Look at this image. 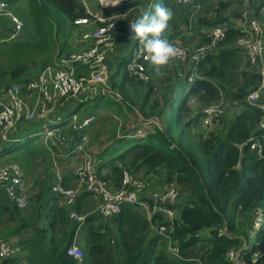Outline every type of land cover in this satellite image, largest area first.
Returning a JSON list of instances; mask_svg holds the SVG:
<instances>
[{"label":"trees","instance_id":"trees-1","mask_svg":"<svg viewBox=\"0 0 264 264\" xmlns=\"http://www.w3.org/2000/svg\"><path fill=\"white\" fill-rule=\"evenodd\" d=\"M28 1L36 39L1 41L0 88L15 83L24 86L38 74L37 66L42 69L72 53L70 42L77 28L75 22L88 17L77 0ZM169 8L174 13L180 12L170 5ZM6 21H0L5 33L10 31L9 21L8 24ZM237 35V30L228 31L229 40ZM241 66L252 70L240 71ZM198 73L201 79L191 85L178 108L176 122L182 127V136L175 139L167 124L166 129L159 126L153 133L139 136L123 154L101 167L106 170L103 180L115 190L122 186L124 170L134 175L143 173L157 177L165 186L176 184L181 197L186 193L189 199L174 223H166L159 214L150 220L145 210L128 205L114 220L118 235L113 236L109 225L99 223V216L89 214L82 225L86 246L79 261L67 254L68 248L74 245L79 224L70 220L60 205L61 198L51 194L50 187L41 188L32 199L30 211L41 203L40 210L34 212L37 215L33 223L27 224L28 220L24 224L23 220L20 227L7 232L17 236L25 227L33 226V235L22 239L26 251L23 260L8 259L1 264H232L228 260L229 252L248 245L249 236L254 233L255 211L259 207L264 209V131L259 129L262 112L246 102L248 94L258 85L259 76L246 57L235 49L210 55L199 64ZM125 80L141 85L128 73ZM153 81L148 85L149 92L142 106L144 117L160 119L164 113L166 120L174 112V106L172 103L166 114L164 101L172 94L170 98L175 102L177 92L170 86V80L168 83L166 79ZM153 93L160 96L152 106L149 104ZM224 97L238 103L242 112L226 129L203 132L199 127L201 109ZM191 99L203 106L197 113L187 108ZM131 104L127 107H136ZM254 144L257 147L252 149ZM65 181L67 185V179ZM87 196L80 198L76 207L78 214H82L80 205ZM3 208L2 216L4 213L14 217L19 212L10 206ZM9 220L14 221L12 217ZM101 220L105 221L102 217ZM161 225L168 227L165 237L153 233V226ZM256 236V243L243 251L246 264H264V225ZM170 241L179 250L177 256L169 250Z\"/></svg>","mask_w":264,"mask_h":264},{"label":"built area","instance_id":"built-area-1","mask_svg":"<svg viewBox=\"0 0 264 264\" xmlns=\"http://www.w3.org/2000/svg\"><path fill=\"white\" fill-rule=\"evenodd\" d=\"M94 1V0H93ZM138 0H120L117 4L115 0H96L98 12H92L91 0H77L85 9L88 17L78 19L75 24L84 43L88 47L70 53L53 60L43 67L40 72L22 86L17 83L0 88V141L10 143L17 141L15 132L25 133L23 124L29 125L40 120L49 121L51 109L49 105H63L64 102L72 98L85 97V93L90 92L101 85L106 86L108 80L107 59L116 50L117 37L121 23H125V33L127 36L135 37L129 28V23L134 22L130 15L133 7L127 12H117L125 5L132 6ZM176 6L188 8H199L202 2H214L213 11L207 20L216 15L219 9L218 1L232 3L234 0H165ZM241 8L230 18L224 17L221 22L214 25L201 40L193 44H178L181 52L178 58L170 61L168 65L174 63L184 65L189 68L187 80L189 84H194L201 79L198 73V66L210 55L221 50L235 49L240 51L251 68L259 76L258 85L247 96L246 102L251 106H256L262 112L259 129L264 131V0L257 1V8L253 7L256 0H238ZM106 12V13H105ZM7 19L11 25V30L7 35L8 39L3 41L16 40L24 31L25 21L10 9L9 0H0V21ZM236 21V22H235ZM235 22V24H234ZM237 30L235 39H228V31ZM229 40V41H228ZM143 46L139 43L131 52L127 60L126 67L130 77L140 84L153 82L154 77L149 71L150 61L146 59ZM167 65V66H168ZM87 76L82 77V73ZM158 81V78L154 79ZM158 88L159 85L157 86ZM107 89V88H106ZM157 91V89H156ZM227 113L223 101L212 103L201 109V124L204 129H210L225 117ZM144 118V117H143ZM96 116L82 118L79 114L73 113L68 118L71 135L66 136L60 131L59 123L61 117L55 121V126L45 131V148L53 159V168L56 170L55 182L50 186L51 194L61 198L60 205L67 211L70 220L82 226L86 220L85 216L77 213L76 207L80 198L87 194L99 200L97 211L105 221H114L120 215L124 206H144L148 210L149 219L159 214L166 223H174L180 216L181 191L176 184L167 186L165 190H156L147 193L149 183L146 179L138 178L131 172L124 170L122 175V186L118 190L111 189L103 180L100 173V163L93 154L101 152L98 149L89 148L90 135L88 128L96 121ZM148 121L146 122L147 125ZM140 136L144 131H138ZM79 138L80 142L72 152L83 153L80 162L75 165L73 178L74 186L63 184L64 176L62 169L58 166L57 152L70 150L71 142ZM257 144L252 146L255 149ZM25 171L21 164L15 161H7L0 164V192L6 197L9 206L19 212H26L32 207L31 187L25 178ZM0 200V210L3 208ZM253 232H259L264 225V209H256ZM156 233L161 236L168 234V227L165 225L154 227ZM169 238V236H167ZM247 244L228 254V260L232 264H246L243 251L247 250ZM170 252L177 256L179 250L169 243ZM26 251L22 246V239L14 237L0 240V264L8 259H22ZM67 254L79 261L83 258V252L74 243L67 250Z\"/></svg>","mask_w":264,"mask_h":264},{"label":"rangeland","instance_id":"rangeland-1","mask_svg":"<svg viewBox=\"0 0 264 264\" xmlns=\"http://www.w3.org/2000/svg\"><path fill=\"white\" fill-rule=\"evenodd\" d=\"M10 2V9L13 11L14 14L20 16L23 20L26 22V27L22 34L13 41L8 42H18V41H24V42H32L33 37L35 36V32H33V26L31 25V21L29 19V6L30 2L28 0H9ZM94 3L97 6L96 0H94ZM154 3H161L162 6H166L169 8V5L166 3L165 0H155ZM152 3V4H154ZM138 2H135L130 5H125L122 9H117V12L119 11H127L131 7H135ZM229 7V5H223L222 11H226V9ZM148 9L146 8V11ZM96 9H92V12H98ZM131 16H133V11L130 13ZM203 18H199L200 21H202ZM11 30V26H9ZM8 28V29H9ZM10 32V31H9ZM9 32H4L3 28L0 25V44L1 41L4 39H8L7 35ZM135 43L131 44L130 51H134L136 48V41H133ZM73 52V51H72ZM131 54V53H130ZM128 54V56H130ZM42 66H37L35 72H39ZM112 70L114 72V76L112 80L109 82L111 84V87H115L114 92L123 94V96L128 99L131 103L136 105L133 109L129 107H120L116 104L117 97L113 96L111 98L106 99H99V100H89L85 97H79V98H72L69 101V105L74 106L73 113L79 114L82 118L90 117V116H96V125L94 127V135H96V139L93 142V147L98 150H103L105 148L106 143L109 141V146L107 147L108 150L102 154V157L106 160V162H112L116 157L123 154L132 144L137 142V138L140 136L138 131H144V135L147 136L150 133V130L153 129V122H148L149 125L146 124L147 119L144 117L145 114L142 110V106L145 102V93L144 88L145 86H141L139 84H136L134 82H131L129 80H125V76L128 73L126 63H124V55L121 53L119 57L116 59L115 62L111 63ZM189 70L188 67H186L185 72ZM250 71L252 69H247L246 66H241L240 71ZM163 81H165V78H162ZM166 82H169V79H166ZM170 86H173L170 84ZM169 86V87H170ZM190 84L187 81H183V83L180 85L179 89L176 90L177 97L175 98V102L172 101L173 98H168V101H164V111L166 114L169 113L171 104L174 106V112L170 114L167 119L165 120V117L163 114L160 117V122L163 127V129H166V124L171 129L173 136L175 139L179 138L183 135L182 127L176 122L177 119V112L178 108L184 99L185 95L188 93L190 89ZM168 87V88H169ZM161 88V86H160ZM171 88V87H170ZM106 94V92H105ZM98 95L101 94V90H98ZM94 100V101H93ZM223 101L226 110L230 112V114L224 117V119H221L216 126L213 128L207 129V131L210 132H220L223 129H226L225 127L230 123L227 120L233 118V116L236 115V113L240 110V106L238 103H234L230 100H228L226 97H224ZM154 102L150 98V104L154 105ZM103 108H116V112L120 115L122 119V123L112 120L110 117L102 116L101 120H99V113L103 114L105 109ZM203 106L200 105V103L196 99H191L188 101L187 108L191 109L193 113H197L198 110H200ZM66 109V111H65ZM61 111L60 117L62 120H67L70 115L72 114L71 110L69 108H65ZM113 110V109H112ZM155 113H158L159 110H154ZM55 114V113H54ZM58 117V116H57ZM144 117V118H143ZM64 118V119H63ZM227 118V119H226ZM158 119V118H157ZM106 120V121H105ZM43 120H40L38 122L33 123L34 126L38 125V123L42 122ZM49 125H40L39 128L30 130H26V136L25 139V145L18 148L16 153V158L14 161H18L24 166H26V169L29 173V181L32 185V190L35 193L40 192L41 188L47 189L50 187L51 183L53 182V176L50 173L53 169V159L50 158L48 152H45V130L49 129L50 127L55 126V121H57V118L55 120H49ZM98 121V122H97ZM186 120H184L185 122ZM32 126V128L34 127ZM98 126V127H97ZM200 124V130L203 128ZM108 127H110V132H108ZM203 132H206L205 129H202ZM143 135V136H144ZM119 138V139H118ZM121 138H124L125 140H120ZM24 139V140H25ZM6 158L3 159V163L7 161H12L13 159ZM25 163V164H24ZM60 167V170H63V166L58 164ZM106 171L104 170V173ZM138 178L141 179H148L150 181L147 193H151L156 190H165L167 186H165L163 181H158L159 179L153 176H145L143 173L136 174ZM49 177L52 179H49ZM184 193V192H183ZM186 194V193H184ZM35 196V195H33ZM99 205V201H96L95 199H89L87 202V206H89L92 216H99V223H103L101 220V217L99 215V212L97 211V207ZM41 203L36 204L35 210H28L29 212H17L16 216H12V220L10 221L9 218H0V229L4 228V230L11 229L12 230L15 227H20L23 223V220L25 221L24 224L29 220L30 224L33 223V219L36 217V213H34L36 210H40ZM34 209V207H33ZM16 211V210H12ZM34 215V216H33ZM10 217V218H11ZM16 218V219H15ZM31 218V219H30ZM9 220V221H8ZM105 222V221H104ZM44 225V222L42 223ZM106 225H109V223H106ZM7 225V226H6ZM41 225V224H40ZM39 226V224L37 225ZM23 228V227H22ZM33 226L25 227L21 230L20 234H18L15 237H19L20 239L27 240L29 237L33 235L32 233ZM7 233V231H5ZM4 234V233H3ZM6 237H8V234H5ZM204 235H208V232H204ZM85 229L84 226H80L77 228L74 243L78 246V248L83 251V248L86 246L85 241ZM2 237V235H0ZM256 233H251L249 236L248 246L250 249L255 243H256Z\"/></svg>","mask_w":264,"mask_h":264},{"label":"crops","instance_id":"crops-1","mask_svg":"<svg viewBox=\"0 0 264 264\" xmlns=\"http://www.w3.org/2000/svg\"><path fill=\"white\" fill-rule=\"evenodd\" d=\"M154 1L155 0H138L137 1L138 4L135 5V7L131 10V11H133V19L136 20L138 17H140L142 15V13L144 11H146V8L148 9L149 5L154 3ZM257 1H261V0H256V2L255 1L253 2L254 8H257ZM91 4H92L94 9L98 10V7L96 6V4L94 3L93 0H91ZM168 4L180 12L174 13L173 19L169 21L170 27L164 33V38L170 40L173 43H178V44H182V45H186L188 43L193 44L195 42H198L199 40L202 39L203 36H205L206 32H208L214 25L218 24V20H219V22H221L222 19H224V17L230 18L237 11H239L241 8V2H239L238 0H234L231 4L218 1L217 4L219 5V9L216 11V15H214L212 19L207 20L206 17L211 16V13L213 11V7L215 6L214 2H202L199 8H193V9L191 8V10L190 9L188 10V8L183 7V6H176V5H172L170 3H168ZM223 5H229V7L224 12L222 11ZM127 11H121V12H127ZM199 18H203L202 21H200ZM4 20H7V19H4ZM6 22L8 24V21H6ZM235 22H234V24H235ZM125 23H126V21L121 23V27L119 29V33H118V37H117L116 50L107 59L108 80L106 82V86L101 85L98 88L84 94V96H87V97L89 96V98H88L89 100L106 99V98H111V97L115 96V97H117L116 104L120 107V109H121V107H125V106L130 107V106H132V104L128 99H126L123 96V94L115 93L114 92V89H115L114 85H113V87H111V84H109V82L112 80V78L114 76V72L112 70L111 63L115 62L121 53L124 55V63H125V61L127 60L128 54L131 53V51H130L131 44L135 43L133 41H136V44L138 42V40L135 37H130V36L126 35ZM8 25L11 26L10 23ZM35 39H36V36L33 37L32 41H34ZM70 45H71V49L73 52L80 51V50H83V49L88 47V44L84 43L82 41L81 35H80L79 31L77 30V28L73 33ZM184 67H185L184 65H179L176 63H174L172 65H168V66H163L160 68H157L154 65H150L149 71H150L151 75L154 77V79L158 78L157 82H162V80H163L162 78L169 79L170 84L173 85V87H174L173 90L175 92L176 90L179 89V87L183 83V81L188 82L187 74L185 73ZM81 76L85 77V76H87V73L86 72L82 73ZM154 84L157 85V83H154ZM148 85L149 84H141V86H145V87H143L145 95L149 92ZM190 85H192V84H190ZM98 90H101L102 95H98ZM105 92H106V94H105ZM154 93L150 96L151 100H153V101L157 97L160 96V94H154ZM171 95L172 94H170L169 97H167V98H170ZM263 100H264V95H263ZM69 101L64 102L63 105H61V106L57 105V104L49 105L48 107L51 109V113L48 116L49 120H55V118H58L61 114V111L65 108H69L72 112L74 110V106L73 105L70 106ZM100 108L105 109V110H104L103 114L99 113V116H98L99 120L98 121L101 120L102 116H106V117L112 118V120H114V121H117V122L120 121V123H122V119H121L120 115L116 112V110H117L116 108L115 109L112 108L113 110L108 109V108H103V107H100ZM242 110L243 109L240 108V110L236 113L235 116H233V118L227 120L228 122H230L229 126L234 122V120L242 112ZM65 111H66V109H65ZM121 111H122V109H121ZM229 114H230V112L227 109V113H226L225 117L227 116V118H228ZM222 119H224V118H222ZM148 121H152L154 124L153 129L150 130V133H153L156 130V128L159 126H160V128H163L161 125L160 119H157V117L150 119ZM40 125H49V122L48 121H42V122L38 123V125H36V126H34L33 124H29V125L23 124L22 128H24L25 130H27V129L34 130V129L39 128ZM95 125H96V121L93 122V124L87 130V133L90 135V144L88 145L87 149L94 148L92 144H93L94 140L96 139V135H94V131H93ZM32 126H34V127L32 128ZM58 126L60 127V131H62L64 135H66V136L71 135L72 131H71L70 123L68 122V119L62 120ZM108 132H110V127H108ZM13 136H15V137L17 136L18 140L15 142L11 141L10 143H3L0 141V164H2L3 161H5L3 159L9 158V157H11L10 159H13L12 161H14V159H17L15 150H17L19 148V146H24L25 141L27 139H30V138L25 139L26 132L22 133V132H19V130L17 132H15L13 134ZM79 142H80V139L75 138L71 142L70 150L63 151V152H57L58 164L63 166V170H62V173L64 176L63 184L65 186H74L75 185V179L73 178L74 167H75V165H77L80 162V159L82 158L83 153L72 152V151H74V148L77 146V144ZM109 144L110 143L108 141V143H106V145H105V148L103 150H101V152H99V154H93L94 158L97 161H99V163H100L99 169H100V173L102 176L104 174V170H101V167L103 164L106 163V160L102 157V154L107 149ZM94 149H96V148H94ZM44 151L47 152L46 148ZM49 156H50V154H49ZM50 158L52 159L51 156H50ZM15 162H18V161H15ZM18 163L21 164L20 162H18ZM21 166L23 167V169L26 173L25 178H26L27 182L30 184L31 195H32V199H33V197H34L33 195H36L39 192L38 193L33 192L31 182L29 181V173L26 169V166H24L23 164H21ZM50 173L52 174L51 176H53V182L51 183V185H53L54 183H56L55 182L56 170L53 168ZM49 179H52V177L51 178L49 177ZM66 179L68 181L67 185H66V181H65ZM110 188L113 189L112 187H110ZM113 190H115V189H113ZM40 191H41V189H40ZM89 199L93 200L95 198L92 196H87L82 200L81 205H80V209H81L82 214H80V213L79 214L82 216H85V217H87L89 214H91L90 208H89V206H87V202L89 201ZM188 199H189L188 196H186L184 194L182 195L181 207L178 208L179 210H181L182 206L185 204V202L188 201ZM0 200L3 202V205H4L3 207H6V206L9 207L10 203L8 202L6 197L1 192H0ZM95 200L99 201L97 199H95ZM139 207L141 209L145 210V212L149 218L150 216L148 214L147 208H145L144 206H139ZM3 209H5V208H3ZM2 212L3 211L1 209L0 210V218L1 217L2 218H5V217L10 218V215H4V213L2 216ZM106 222L109 223V227L111 228V232L113 233V236H117L118 231H117L116 226L114 225V221H106ZM28 223H30V222L28 221L27 224ZM103 224L105 225L104 221H103ZM11 230H12V228L7 229V230H4V228H1L0 229V235H2V237H0V240L14 238L15 237L14 235L9 234L8 237H6V235H5V234H7L5 231L9 232ZM153 233H156L155 228L153 229ZM248 248H249V246H248Z\"/></svg>","mask_w":264,"mask_h":264},{"label":"clouds","instance_id":"clouds-1","mask_svg":"<svg viewBox=\"0 0 264 264\" xmlns=\"http://www.w3.org/2000/svg\"><path fill=\"white\" fill-rule=\"evenodd\" d=\"M115 2L118 4L120 0ZM173 16L172 9L162 6L161 3H154L150 4L148 10L134 22L129 23L131 33L147 54L145 58L157 68L167 66L170 61L178 58L181 52L173 42L164 38Z\"/></svg>","mask_w":264,"mask_h":264}]
</instances>
